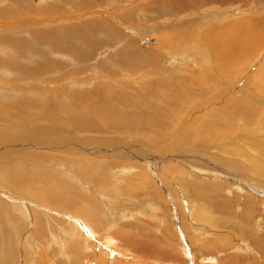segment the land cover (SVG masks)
<instances>
[{
  "label": "rangeland",
  "instance_id": "obj_1",
  "mask_svg": "<svg viewBox=\"0 0 264 264\" xmlns=\"http://www.w3.org/2000/svg\"><path fill=\"white\" fill-rule=\"evenodd\" d=\"M0 1V264H264V64L202 104L264 0Z\"/></svg>",
  "mask_w": 264,
  "mask_h": 264
},
{
  "label": "bare ground",
  "instance_id": "obj_2",
  "mask_svg": "<svg viewBox=\"0 0 264 264\" xmlns=\"http://www.w3.org/2000/svg\"><path fill=\"white\" fill-rule=\"evenodd\" d=\"M14 1V0H13ZM74 1V0H73ZM176 1V0H175ZM1 2V1H0ZM15 2V1H14ZM93 2V1H92ZM183 2V1H182ZM173 3V2H172ZM55 4V3H54ZM184 4V3H183ZM183 6V5H182ZM52 7H53V5L52 4H50V5H45L44 6V9H40V11H41V13L40 14H46L47 13V11H49V9H52ZM55 7V6H54ZM93 7V6H92ZM168 7V6H167ZM26 8V7H25ZM176 8V7H175ZM34 9V8H33ZM33 9H31L30 11H32L33 12V14H36L37 13V10L35 9L34 11H33ZM45 9H47V11L45 10ZM65 9V8H64ZM9 10H11V12H8L7 14H2V13H0L2 16H0V17H5V21H8L9 22V24L8 23H0V32H6V31H11V32H15L16 31V29L17 28H21V26H23L22 27V29L21 30H23V28H25L26 27V30H28L27 28L29 27V25L30 24H32V23H37L38 21H42L43 20V18H41V17H38V16H36V15H33V14H24V13H22V12H20V11H18V14H16L14 11H13V9H9ZM25 10V9H24ZM79 10H81V9H79ZM211 11V10H210ZM69 13V12H68ZM83 13V12H82ZM87 14V13H86ZM23 15H25V16H23ZM69 16V15H68ZM73 17H76V16H79V14H77V13H74L73 15H72ZM11 17H13V19L15 20L13 23L11 22ZM63 17V16H62ZM80 17V16H79ZM27 18V19H26ZM78 18V17H77ZM29 19V20H28ZM55 19V18H54ZM64 19V18H63ZM73 19V18H72ZM75 19V18H74ZM0 21H1V19H0ZM247 21V20H246ZM249 21V20H248ZM247 21V22H248ZM86 22V21H85ZM184 22V21H183ZM250 22V21H249ZM253 22V21H252ZM250 23L251 24V26L250 25H248L247 23V25H245V29L246 30H243L242 31V28L240 27V23H238L237 22V24H235V26H233V27H231L230 28V31L231 32H229V33H224V31H222L221 29H220V31L218 30L217 32H216V34L217 35H214V36H218V37H220V38H222V39H227L228 41L227 42H225V47L223 46V48L225 49L224 50V55L225 56H222L221 55V53L220 54H217V55H219L220 57V71H222V73L224 72L225 73V77H221V76H219V75H217V79L218 80H213V81H215L213 84H214V87L207 93V95L209 96H211L210 98H209V100H207L206 102H203L202 104H205V105H210L211 103H214V102H217V101H225V100H227V99H231V98H229L230 96L232 97V98H234V96L236 97V93H238L239 91H240V89L243 87V85L244 84H246V83H244V80H249V78L250 77H252V75H254V73L255 72H259V70H258V68H259V66H262L261 64H264V50H263V48L261 49L259 46H263L264 44V29L263 30H259V29H261V27H262V25L264 24V18H261L258 22H254V23ZM86 23H88V22H86ZM235 23V22H234ZM259 23H262V24H260L259 25ZM240 24V25H239ZM254 24V25H253ZM83 25V24H82ZM86 25V24H85ZM54 26V25H53ZM183 26H185V25H183ZM187 26V25H186ZM69 28L68 29H77V31H71V32H69V35L70 36H74L75 34H77L78 33V29H79V25H75V26H68ZM58 28V27H57ZM62 28V27H61ZM64 28H66V27H64ZM239 28H241V31L240 30H238ZM243 28V29H244ZM35 29V28H34ZM68 29H66V30H68ZM88 29V28H87ZM40 30V29H39ZM61 30V29H60ZM64 30V29H63ZM179 31H181V30H183L182 28H179L178 29ZM187 30V29H186ZM188 30H189V28H188ZM187 30V31H188ZM191 30V29H190ZM259 30V33H260V35L258 36V37H255V35H258V34H256V33H258L257 31ZM24 31V30H23ZM53 31H55V29L53 30ZM69 31V30H68ZM222 31V33H220ZM246 31V32H245ZM32 32V31H31ZM36 32V31H35ZM51 32H52V29H51ZM64 32V31H63ZM67 33V32H66ZM106 33V32H105ZM185 34V35H182V41H180V46H189V42H188V44H186V42L187 41H190L191 40V38L193 37V33H191V34H188L187 35V32L186 31H182L181 33H177L178 35L179 34ZM188 33H190V32H188ZM220 33V34H219ZM33 34H34V32H33ZM49 34V33H48ZM52 34V33H51ZM176 34V35H177ZM243 34H245V36L243 35ZM0 35H2V34H0ZM178 37V36H177ZM213 37V36H212ZM6 38V37H5ZM77 38V37H76ZM175 38V37H174ZM190 40H189V39ZM214 38V37H213ZM212 38V40H214ZM7 39V38H6ZM179 39V38H178ZM217 39V38H216ZM52 40V39H51ZM175 41V40H174ZM215 41V40H214ZM50 42V41H49ZM13 43V42H12ZM216 43V42H215ZM223 43V42H222ZM81 44V43H80ZM79 44V45H80ZM243 44H245V46H243ZM82 46V45H81ZM80 46V47H81ZM258 46V47H257ZM177 47V46H176ZM186 47V48H187ZM242 47V48H241ZM243 47H245V48H243ZM256 47V48H255ZM14 48H16V47H14ZM259 48L261 49L258 53H257V50H259ZM17 49V48H16ZM26 49V48H25ZM41 49V48H40ZM80 49H83V48H80ZM181 49V48H180ZM185 49V48H184ZM254 49H256V50H254ZM70 50H73V49H70ZM75 50V49H74ZM73 50V51H74ZM163 51H167V52H169V47H163V49H162ZM76 51V50H75ZM78 51V50H77ZM82 52V51H81ZM172 52V51H171ZM257 53V54H256ZM255 54L257 55L256 57H259V58H256V57H254L255 56ZM18 55V54H17ZM245 55V56H244ZM3 56V55H2ZM216 56V55H215ZM154 57V56H153ZM254 57V58H253ZM152 58V57H151ZM10 59H11V57H10ZM156 59H157V57H156ZM216 59H218L217 57H216ZM149 61V60H148ZM23 62V61H22ZM22 62H21V66H22ZM219 62V61H218ZM258 62H260L259 64H258ZM28 63V62H27ZM34 63V62H33ZM250 63V64H249ZM156 64V63H155ZM247 64H249V66L246 68V69H243L244 67H245V65H247ZM25 65V64H24ZM7 66V65H6ZM18 66V65H17ZM31 66V65H30ZM25 67V66H24ZM57 69V68H56ZM10 70V69H9ZM27 70V69H26ZM59 70V69H58ZM18 71V70H17ZM25 71V70H24ZM29 72L30 71H33V69L32 70H28ZM214 71V70H213ZM20 72V71H19ZM22 72H23V69H22ZM22 72H20V74L22 73ZM26 72V71H25ZM35 72V71H34ZM27 73V72H26ZM30 73H32V72H30ZM111 73V72H110ZM211 73H212V71H211ZM216 73V72H215ZM33 74H36V73H33ZM214 74V73H213ZM25 75V74H24ZM23 75V76H24ZM32 75V74H31ZM72 75V74H71ZM204 75V74H203ZM207 75V74H206ZM34 76V75H33ZM70 76V75H69ZM106 76V75H105ZM112 76V75H111ZM222 76H224V75H222ZM113 77V76H112ZM211 77V76H210ZM32 78H34V77H32ZM32 78H30V79H32ZM36 78V77H35ZM34 78V79H35ZM194 79H196V78H194ZM233 79V80H232ZM261 80H262V84H263V87H262V85H260V90H262L263 92H264V83H263V81H264V75L261 77ZM194 81V80H193ZM196 81V80H195ZM211 81V80H210ZM190 82V81H189ZM188 82V83H189ZM192 82V81H191ZM142 83V82H141ZM210 84H212V82H209ZM208 83V84H209ZM16 84V83H15ZM196 84V83H195ZM222 84L223 85H225L224 86V88H222ZM14 85V84H13ZM190 85H192L191 83H190ZM147 86V85H146ZM197 86H198V84H197ZM197 86H196V88H197ZM10 87V86H9ZM8 87V88H9ZM12 87V86H11ZM194 87V86H193ZM20 88H21V86H20ZM23 88V87H22ZM10 89V88H9ZM26 89V88H25ZM144 89H145V87H144ZM143 89V90H144ZM203 90L205 89V88H202ZM147 90V89H146ZM7 92V91H6ZM217 92V93H216ZM241 92V91H240ZM1 93H2V91H1ZM114 93L115 92H113L112 94V96L115 98L116 97V95H114ZM216 93V94H215ZM252 93V92H251ZM259 93V92H258ZM262 92L260 91V94H261ZM4 94V93H3ZM215 94V95H214ZM236 94V95H235ZM4 95H6V94H4ZM8 95V94H7ZM204 95H206L205 93H204ZM257 94H255V96H256ZM263 95V94H262ZM262 95H257L258 97H259V101H262V103H263V106H264V96H262ZM11 96V95H10ZM244 94L243 95H241V97L239 98L240 100H235V101H237L235 104H234V106L235 105H239L240 103L242 104V103H244ZM27 98V97H26ZM1 99V98H0ZM13 99H14V97H13ZM35 99V98H34ZM37 99V98H36ZM236 99V98H235ZM250 99V98H249ZM245 100V102L246 103H248V102H250V100ZM15 100V99H14ZM1 101V100H0ZM31 101V100H30ZM35 101V100H34ZM257 101V100H256ZM12 102V101H11ZM28 102V101H27ZM5 103V102H4ZM24 103V102H23ZM127 103V102H126ZM37 104V103H36ZM41 104H43V103H41ZM109 104V103H108ZM131 104V103H130ZM201 104V105H202ZM13 105V104H12ZM32 105V104H31ZM196 106V109L198 110V108L199 107H202V106H205V105H202V106ZM231 106V105H230ZM236 106V107H237ZM11 107V106H10ZM29 107V106H28ZM208 107V106H207ZM227 107V106H226ZM254 107V106H253ZM9 108V107H8ZM14 108V107H13ZM12 108V109H13ZM211 109H215V111H214V114H218L219 112H222V111H224V110H227V112H229L230 113V111L231 110H233L231 107H227L226 109L225 108H217V106H216V104H214L213 105V107L211 106L210 107ZM229 108H231V109H229ZM238 108V107H237ZM196 109H194V111H192V112H194L192 115H193V117H195L199 112H197V110ZM210 109V110H211ZM242 110V109H241ZM24 111V110H23ZM111 111V110H110ZM156 111V110H155ZM159 111H161V110H159ZM167 111V110H166ZM25 112V111H24ZM60 112V111H59ZM62 112V111H61ZM64 112V111H63ZM113 112V111H112ZM111 112V113H112ZM153 113H155V112H153ZM157 113V112H156ZM190 113V112H189ZM35 115V114H34ZM174 115V114H173ZM31 116V115H30ZM37 116V115H36ZM46 116V115H45ZM78 117V116H77ZM150 117H152V116H150ZM149 117V118H150ZM1 119V118H0ZM131 119H133V117H131ZM191 119V118H190ZM41 120V119H40ZM28 121V120H27ZM47 121V120H46ZM81 121H83V122H85L84 124L86 125V126H88V123L90 124V121L88 120V123L84 120V119H82L81 118V120H80V122ZM149 122V121H148ZM24 123V122H23ZM186 123V119L184 120V122H183V124H181V125H184ZM28 124V123H27ZM79 124V123H78ZM31 126V125H30ZM77 126V125H76ZM72 127V126H71ZM76 130H77V128H76ZM78 131V130H77ZM84 131V130H83ZM87 131V130H86ZM27 132H29V131H27ZM30 133H31V131H30ZM33 133V132H32ZM12 139V138H11ZM35 140V139H34ZM3 141V140H2ZM158 142H160V141H158ZM114 146H117V147H114L115 149H128V148H125V147H121V146H118V145H115V144H113ZM112 145V146H113ZM4 147V146H3ZM111 147V146H110ZM120 147V148H119ZM128 147H130V143L128 144ZM256 148V147H255ZM9 149H11V148H9ZM230 149H231V147H230ZM128 150H130V149H128ZM161 150H163V147H162V149ZM165 150H169V148L168 149H165ZM165 150H163V151H165ZM123 151V150H122ZM171 151V150H170ZM70 152V151H69ZM168 152V151H167ZM257 152V151H256ZM249 158H250V155H249ZM242 160H244V158H242ZM262 160V159H261ZM213 167H214V165L213 164H211ZM211 165L209 166V168L211 167ZM199 166V165H198ZM218 169V168H217ZM220 170V169H219ZM257 173V172H256ZM256 173H254V175H256ZM253 174V173H252ZM251 174V175H252ZM238 176V175H237ZM257 176V175H256ZM239 177H241V176H239ZM254 177V176H253ZM260 177H262V176H260ZM257 180H259V182L257 181ZM251 181V180H250ZM249 181V182H250ZM254 181L258 184V183H264V178L262 177V179L260 178V179H257L256 177L254 178ZM252 182V181H251ZM254 185V184H253ZM254 187V186H253Z\"/></svg>",
  "mask_w": 264,
  "mask_h": 264
}]
</instances>
